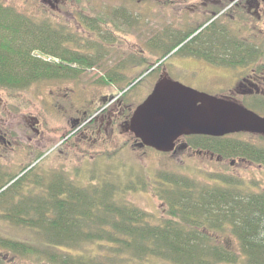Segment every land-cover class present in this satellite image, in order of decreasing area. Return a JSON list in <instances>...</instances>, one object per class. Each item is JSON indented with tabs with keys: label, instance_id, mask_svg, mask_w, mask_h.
<instances>
[{
	"label": "trees",
	"instance_id": "obj_1",
	"mask_svg": "<svg viewBox=\"0 0 264 264\" xmlns=\"http://www.w3.org/2000/svg\"><path fill=\"white\" fill-rule=\"evenodd\" d=\"M182 43L156 49L154 65L163 64L175 49L172 55L180 58H210L233 66L252 56L264 65V50L231 54L205 46L186 49ZM66 49L58 46L52 22H37L0 6V92L6 98L58 79L66 68L54 62H71ZM257 70L261 73L264 66ZM244 104L264 117V98ZM181 139L187 150L217 161L264 168L262 136ZM29 167L17 175L0 171V181L7 178L0 182V223L27 233L25 240L0 235V264L4 257L36 264H264V188L258 182L201 170L158 173L151 181L126 171L120 181L108 169L105 176L92 174L85 185L81 169L72 175L41 174L37 166ZM148 188L162 205L160 218L126 198Z\"/></svg>",
	"mask_w": 264,
	"mask_h": 264
},
{
	"label": "flooded vegetation",
	"instance_id": "obj_2",
	"mask_svg": "<svg viewBox=\"0 0 264 264\" xmlns=\"http://www.w3.org/2000/svg\"><path fill=\"white\" fill-rule=\"evenodd\" d=\"M0 6L32 19L42 13L52 14L55 40L59 47L67 48L72 55L70 63L60 59L54 62L59 68H66L54 81L58 85L69 83L73 88L51 92V102L41 105L44 111L57 112L60 122L73 129L65 137L60 136V141L64 139L63 145L76 138L82 127L86 128L78 137H82L85 144L90 142V147L106 143L118 129L124 134L122 127L135 108L146 100L162 77L168 78L163 72L147 97L127 114L125 110H129L133 103H127L125 98L128 96H124L145 72H155L157 65L151 60L162 41L168 42L169 49L183 39L181 46L186 49L205 46L231 54H237L238 49L248 53L264 50V0H3ZM165 11L169 15L178 14L180 20L172 27L170 22L164 37L157 40L149 28L158 13ZM147 18L151 22L142 27L140 20ZM147 29L148 34H145ZM245 57L249 59L247 62L233 66L220 65L210 58L190 56L179 57L175 63L202 66L206 73L191 70L188 78L197 82L200 79L202 85L216 84L220 93L215 97L246 107L242 100L264 98V71L259 73L257 70L264 65L253 62L252 56ZM141 64L148 66L146 71L135 72ZM83 70L90 76L87 89L81 85ZM31 120L30 130L42 139L45 132L41 128H45L48 121L43 118ZM130 139L133 149H140L139 142L132 135ZM180 141L175 144L176 150L186 148L179 144ZM0 148L12 149V142L2 131ZM54 150L58 154L63 152L58 147ZM43 170L46 172L45 168Z\"/></svg>",
	"mask_w": 264,
	"mask_h": 264
},
{
	"label": "rangeland",
	"instance_id": "obj_3",
	"mask_svg": "<svg viewBox=\"0 0 264 264\" xmlns=\"http://www.w3.org/2000/svg\"><path fill=\"white\" fill-rule=\"evenodd\" d=\"M66 11L68 12L69 10L66 9ZM34 19L38 22L48 21L50 24L51 22L53 24V15L50 13H42ZM178 20H180L178 14L169 15L168 11H165L163 14L158 13V16H156L155 21L152 23L153 26L149 29L153 31V36H156L157 40H159L167 32L168 24L171 22L170 25L172 27ZM198 21L201 22L202 20L199 19ZM150 22L148 18L141 19L140 25L147 27ZM145 34H148V29ZM168 46L167 41H162L161 46H157V51L169 49ZM158 58L159 55L155 54L151 62L154 63ZM178 58L176 55L166 57L163 59V64L156 66L154 73L146 74L147 72H145L141 76L140 81H136L131 89H129L128 95L124 96V98L128 96L125 98V100L128 99L127 103H133V105L128 107L129 110H125L127 114L134 109L135 105L140 104L147 97L152 86L156 83V79L158 80L164 75L163 72L168 75L170 80L198 92L210 96H217L220 93L216 84L202 85L200 79L197 82L188 78V73L191 70H199L201 73H206V70L202 66L191 63L178 65L175 63ZM147 67V65L141 64L139 70L135 72L143 73ZM81 72H83L81 85L87 89V78H90L89 73L86 70ZM59 88L67 91V89L73 88V86L69 83L58 85L55 81L41 83L26 93L16 95L14 99L6 98L5 94L0 92V131L4 133L7 140L12 142V149L0 148V171L6 169L5 172H2L17 175L22 168L37 166V172L41 174L49 171H64L72 175L73 171L81 169L79 179L82 181V184L86 185L88 181H91L90 177L92 174L95 176H105L108 173V169L120 181H124L126 171H131L133 175L145 176L151 181L155 179V175L158 173L177 171L191 174L194 170H201V173H205L206 175L218 172L250 181L253 180L258 182V186L264 188V168L244 163L230 165L229 161H217L208 154L189 151L187 148H180L174 153L164 155L147 148L133 149L131 146V135L120 134L122 133L120 129H118L119 131L116 130L113 137L106 143L90 147L88 146L90 142L87 141L85 144L84 139L78 137L81 131L86 128L82 127L76 138L71 139L70 142L63 145L61 142L64 139L60 141V136L64 135L65 137L73 129H69L64 122H60L59 114L54 110L44 111L41 108V105H48L51 102V92L55 93ZM242 102L246 103L249 101L242 100ZM32 118H43L45 121H48V125L45 128H41L45 132L42 139L30 130ZM180 140L179 144H183L182 139ZM54 147H58L63 152L58 154L54 150ZM39 154L43 158L41 156L42 159L40 158L36 161V157ZM97 156H103L104 158H98ZM44 168L46 172H44ZM6 179L3 178L0 182H5ZM152 194V191L148 188L146 192L131 193L126 195V198L137 208L160 218L162 215V205ZM0 235L21 240L27 239L26 232L14 230L2 223H0ZM98 252L103 253L105 250L99 248ZM3 263L36 264L32 260H10L9 257H4ZM145 264H168V262L148 261Z\"/></svg>",
	"mask_w": 264,
	"mask_h": 264
},
{
	"label": "water",
	"instance_id": "obj_4",
	"mask_svg": "<svg viewBox=\"0 0 264 264\" xmlns=\"http://www.w3.org/2000/svg\"><path fill=\"white\" fill-rule=\"evenodd\" d=\"M122 128L124 134L139 142L140 149L170 154L184 137H264V117L235 101L210 96L162 77Z\"/></svg>",
	"mask_w": 264,
	"mask_h": 264
}]
</instances>
